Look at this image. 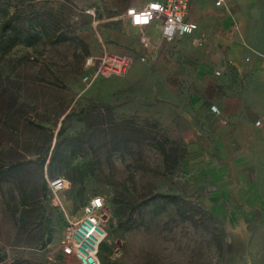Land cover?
Instances as JSON below:
<instances>
[{"label":"rangeland","instance_id":"rangeland-1","mask_svg":"<svg viewBox=\"0 0 264 264\" xmlns=\"http://www.w3.org/2000/svg\"><path fill=\"white\" fill-rule=\"evenodd\" d=\"M147 1L9 0L10 11H20L25 27L38 18L53 39L70 40L44 42L36 49L15 47L0 64V264H48V255L54 256L51 264H77L60 255L59 242L67 219L78 218L83 204L95 195L104 200L108 233L104 243L109 248L100 254V264H227L231 248L224 226L198 200L197 174L188 163L190 145L198 138L196 116L181 104L150 98L143 75L141 83L131 76L82 82L85 59L98 58L103 51L92 24L108 21L97 30L107 51L119 53L123 38L137 41L140 35L120 15ZM130 50L139 60L142 53ZM90 101L106 103L109 109L102 111V124L94 125L90 141L81 143L72 163L76 183L67 170L55 172L70 180L71 189L54 194L43 180V175L52 174L40 167L46 135L34 125L54 135L63 126L75 137L86 132L85 125L63 118L87 108ZM89 111L94 120L97 111ZM114 122L118 127H142L144 133L135 132L127 146L115 152ZM162 147L166 153L183 148L186 155L170 170ZM179 153L175 151L174 159ZM167 196L193 206L182 204V211L187 210L183 215ZM47 233L51 240L45 243Z\"/></svg>","mask_w":264,"mask_h":264},{"label":"crops","instance_id":"crops-1","mask_svg":"<svg viewBox=\"0 0 264 264\" xmlns=\"http://www.w3.org/2000/svg\"><path fill=\"white\" fill-rule=\"evenodd\" d=\"M187 20L197 29L172 41L158 23L134 27L142 36L123 38V52L116 53L140 51L124 78L141 83L143 75L150 98L196 116L188 163L197 174L198 200L224 226L231 248L226 263L264 264V0H193ZM100 21L92 28L107 51L97 26L108 21Z\"/></svg>","mask_w":264,"mask_h":264},{"label":"built area","instance_id":"built-area-1","mask_svg":"<svg viewBox=\"0 0 264 264\" xmlns=\"http://www.w3.org/2000/svg\"><path fill=\"white\" fill-rule=\"evenodd\" d=\"M220 1L217 2L219 4ZM193 0H148L142 7H128L121 18L127 19L132 27H146L158 23L162 36L172 41L176 36L192 34L197 24L187 20ZM143 45L148 40L141 37ZM144 61V58H141ZM86 71L82 77L84 84L92 83L100 78L125 77L131 73L133 59L129 55L111 53L103 50L98 58L87 57L83 64ZM215 76L221 71L215 70ZM209 110L219 114L216 105H210ZM260 125V121L255 123ZM48 189L57 194L69 190L71 184L65 177L50 178L45 175ZM104 200L95 195L81 207V215L75 220L67 219L62 238L59 242L60 255L72 257L77 264H100V246L108 236L103 224L102 211ZM54 256L48 255V264L54 262Z\"/></svg>","mask_w":264,"mask_h":264},{"label":"trees","instance_id":"trees-1","mask_svg":"<svg viewBox=\"0 0 264 264\" xmlns=\"http://www.w3.org/2000/svg\"><path fill=\"white\" fill-rule=\"evenodd\" d=\"M18 2H22V0H17ZM30 1V0H26ZM12 7L9 0H0V64L3 58L8 55L15 47L21 46L25 48L36 49L40 44L44 42H50L52 44H57L60 42H64L70 40L67 36L57 37L53 39L52 35L49 32L48 25L45 21L33 18L30 19V27H25L23 21L20 17V11H16V13H12L10 8ZM53 39V40H52ZM86 50V49H85ZM86 52H88L86 50ZM2 79V73L0 68V82ZM109 109V105L106 103L98 102V101H90L87 108H81L78 112H70L67 113L63 120H67L70 118H75L78 121L82 122L86 127V132H82L77 136H71L65 133V129L63 126H60L54 135V132L50 129H46L41 125H34L35 123H31L35 126V128L39 129L43 132L46 137L44 141L45 148L43 150V156L40 159V167L41 169L46 166L48 172L52 175L46 173V175L50 178L57 177L58 175H53L55 172H61L63 170H67L69 172L70 178L76 183V179L74 178V171L77 170L76 166H72V163L77 158V152L81 149V143L89 142L91 136L95 132L94 125H100L103 121L100 120V114L103 110ZM89 110L97 111V116L92 119ZM93 120V121H92ZM115 123V122H114ZM119 123L114 124V128L112 130L111 135V146L113 151H119L123 147L127 146L129 139L131 138L135 132L144 133L142 127L126 125L122 127ZM124 133V136H120V132ZM54 137L56 141H54ZM84 137H86L85 140ZM162 152L165 156L164 160L168 168L174 169L175 166L181 161L186 155L185 150L181 149H173L170 153H166L164 148L162 147ZM177 150L180 153L174 159V153ZM15 172V171H14ZM63 177V176H62ZM43 180L45 183V188L47 187V183L45 180V175H43ZM68 180V179H67ZM70 182V180H69ZM71 184V182H70ZM48 188V187H47ZM71 189V186L69 190ZM67 190V191H69ZM167 202L176 207V209L181 213L185 214V211H182V204H186L188 206H193L190 201H186L184 199H180L176 196H167ZM85 204V203H84ZM83 204V205H84ZM47 242L51 240L50 233H47ZM220 239L218 241V250L220 252L223 251V238L224 232L220 230ZM109 248L105 243H102L100 246V254L104 249ZM4 255L0 254V261L3 260Z\"/></svg>","mask_w":264,"mask_h":264}]
</instances>
